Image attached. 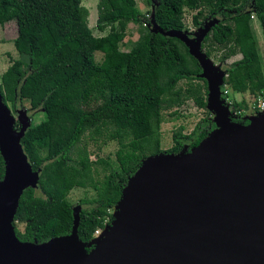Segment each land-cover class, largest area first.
Wrapping results in <instances>:
<instances>
[{
  "label": "trees",
  "instance_id": "trees-1",
  "mask_svg": "<svg viewBox=\"0 0 264 264\" xmlns=\"http://www.w3.org/2000/svg\"><path fill=\"white\" fill-rule=\"evenodd\" d=\"M144 1L155 5V20L163 29L186 30V0ZM195 5L196 27L207 18H221L205 38L208 56L219 51L222 60H227L242 54L228 67L225 83L237 93L251 91L256 96L264 92L263 61L252 24L255 11L264 32V0H195ZM249 7L254 9L249 11ZM89 17L82 0H0V25L16 22L15 46L21 54L2 74L0 92L8 105L16 107L27 99L46 116L32 124L22 139L34 170L41 169V173L38 187L25 190L16 214L21 241L42 243L70 234L74 226L70 192L75 187L95 186L88 147H79L88 129L76 93L82 83L105 73L111 104L121 114L116 126L120 167L109 178L117 191L127 185L143 159L163 151L164 110L183 105L193 94H208V83L200 77L202 67L180 38L147 28L131 50L122 49L129 25L149 21L137 0H99L96 27L107 32L104 35H95ZM97 52L103 53L102 61H97ZM183 81L187 87L180 85ZM236 108L249 105L243 102ZM234 120L249 123L243 115ZM215 126L211 117H205L190 134L176 132L167 152H189ZM5 172L0 152V180ZM118 201L111 196L81 201L79 235L83 241L92 240L98 229L112 221L110 210ZM18 224H24V229Z\"/></svg>",
  "mask_w": 264,
  "mask_h": 264
},
{
  "label": "water",
  "instance_id": "water-1",
  "mask_svg": "<svg viewBox=\"0 0 264 264\" xmlns=\"http://www.w3.org/2000/svg\"><path fill=\"white\" fill-rule=\"evenodd\" d=\"M157 3V0H153ZM155 10V5H154ZM220 17L207 18L191 37L163 29L153 13L152 32L178 37L202 67L215 128L189 152L143 159L123 188L111 224L85 242L82 206L74 207L68 235L42 243L21 241L15 218L25 190L38 187L22 139L32 126L26 109L17 118L0 92V264H264V111L234 120L222 87L228 70L214 65L203 44Z\"/></svg>",
  "mask_w": 264,
  "mask_h": 264
},
{
  "label": "rangeland",
  "instance_id": "rangeland-1",
  "mask_svg": "<svg viewBox=\"0 0 264 264\" xmlns=\"http://www.w3.org/2000/svg\"><path fill=\"white\" fill-rule=\"evenodd\" d=\"M137 2L141 10L148 16L149 21H145L142 24L131 23L129 25L127 35L122 42V49L124 51L131 50L134 44L141 38L142 32L146 31L147 28L150 30L152 28L154 6H148L144 0H137ZM82 3L90 10L89 21L95 35L100 36L106 34L107 32H102L96 27L99 0H82ZM185 4L186 30L184 31L193 37L198 30V27L193 24V16L197 12L195 0H186ZM253 9L250 8V10ZM252 24L260 46L264 69V32L258 18L255 17L252 19ZM17 34L18 26L15 21L0 25V82L2 74L12 62L21 58V54L15 46ZM222 55V52L215 51L210 57L215 66L225 70H228L231 63L242 58V54L238 53L227 60H222ZM96 59L97 61H102L103 53L97 52ZM180 85L186 86V83L183 81ZM230 89L231 104L226 99L224 100L232 110L233 116L243 115L245 117L253 115L252 104L254 98L252 92L237 93L232 91L233 89L231 87ZM76 93L80 106L87 116L86 125L88 127L87 133L79 144V147H88L93 163L95 186L75 187L70 192L69 199L74 207L80 205L83 200L90 201L95 198H104L107 196L121 200L123 189L117 191L109 184L111 172L114 168L120 167L121 160L120 144L116 137V126L121 120V114L111 104L110 81L105 73H98L87 82L82 83ZM243 102L248 103L249 108L237 109L236 106ZM9 107L17 118V128L20 125L18 120L19 109H26L28 111L32 124H38L46 118L44 111L40 108L33 109L30 101L27 99L19 101L16 107L9 103ZM175 111L178 114H172ZM205 117H211L213 121L215 117V113L208 108V94L206 93L193 94L183 105L165 109L164 121L161 125V149L163 152H167L173 147L176 132L182 131L184 134H190L196 125ZM116 207L110 210L112 215L116 212ZM111 222L108 224H111ZM18 225L21 229H24V224Z\"/></svg>",
  "mask_w": 264,
  "mask_h": 264
},
{
  "label": "built area",
  "instance_id": "built-area-1",
  "mask_svg": "<svg viewBox=\"0 0 264 264\" xmlns=\"http://www.w3.org/2000/svg\"><path fill=\"white\" fill-rule=\"evenodd\" d=\"M256 17V14L253 13L252 14V19H254ZM223 98L226 99V101L231 104V99H230V93H231V89H230V86L225 83L223 88ZM253 104H252V110L255 111V113L253 114H257L259 112H262L264 111V92L256 95V96H253ZM104 229H98L95 233V236H99L100 233L103 232Z\"/></svg>",
  "mask_w": 264,
  "mask_h": 264
},
{
  "label": "clouds",
  "instance_id": "clouds-1",
  "mask_svg": "<svg viewBox=\"0 0 264 264\" xmlns=\"http://www.w3.org/2000/svg\"><path fill=\"white\" fill-rule=\"evenodd\" d=\"M250 8H252V7H249V9H248L249 11H250ZM253 13H255V11ZM256 18H258V17L256 16Z\"/></svg>",
  "mask_w": 264,
  "mask_h": 264
},
{
  "label": "bare ground",
  "instance_id": "bare-ground-1",
  "mask_svg": "<svg viewBox=\"0 0 264 264\" xmlns=\"http://www.w3.org/2000/svg\"><path fill=\"white\" fill-rule=\"evenodd\" d=\"M100 234H101V233H100ZM100 234H99V235H100Z\"/></svg>",
  "mask_w": 264,
  "mask_h": 264
},
{
  "label": "crops",
  "instance_id": "crops-1",
  "mask_svg": "<svg viewBox=\"0 0 264 264\" xmlns=\"http://www.w3.org/2000/svg\"><path fill=\"white\" fill-rule=\"evenodd\" d=\"M233 91V90H232Z\"/></svg>",
  "mask_w": 264,
  "mask_h": 264
},
{
  "label": "flooded vegetation",
  "instance_id": "flooded-vegetation-1",
  "mask_svg": "<svg viewBox=\"0 0 264 264\" xmlns=\"http://www.w3.org/2000/svg\"><path fill=\"white\" fill-rule=\"evenodd\" d=\"M254 1V0H253Z\"/></svg>",
  "mask_w": 264,
  "mask_h": 264
}]
</instances>
